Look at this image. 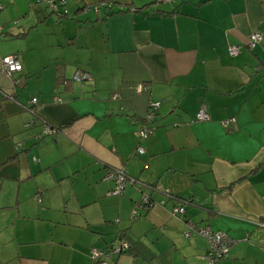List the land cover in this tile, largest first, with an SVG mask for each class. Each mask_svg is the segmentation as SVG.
Returning a JSON list of instances; mask_svg holds the SVG:
<instances>
[{"label": "crops", "instance_id": "0c3cea01", "mask_svg": "<svg viewBox=\"0 0 264 264\" xmlns=\"http://www.w3.org/2000/svg\"><path fill=\"white\" fill-rule=\"evenodd\" d=\"M0 4V61L22 67L0 71V264H93L121 236L134 254L106 264H208L186 221L234 241L214 264H264V0ZM113 169L146 187L113 194Z\"/></svg>", "mask_w": 264, "mask_h": 264}, {"label": "built area", "instance_id": "2783aa9c", "mask_svg": "<svg viewBox=\"0 0 264 264\" xmlns=\"http://www.w3.org/2000/svg\"><path fill=\"white\" fill-rule=\"evenodd\" d=\"M161 1H169V0H161ZM38 3L46 4L50 13L56 15L57 17L61 15L60 9H64L66 6L67 0H37ZM101 6V5H98ZM97 9V7H95ZM3 10L2 5L0 4V12ZM16 23V22H14ZM2 32V26L0 25V34ZM263 40L262 35L259 32H253L249 35L248 41V49L253 50L258 44H260ZM228 53L230 56H236L240 53V48L238 46H231L228 49ZM22 69L20 62L17 60V57L14 55H9L1 59L0 61V71L7 78H11L12 74L16 72H20ZM88 76L84 74H76L74 79L77 81L87 80ZM145 91L143 86H138L136 89L137 93H141ZM53 101L58 102L59 99L54 98ZM37 105V98H32L27 104L28 110L34 114V110L32 107ZM159 103H149V109H157ZM31 107V108H30ZM149 119L153 118V114L150 113L148 116ZM195 120L197 122H206L210 120V116L205 108L199 109L196 114ZM234 119H229L222 122L224 127H228L231 124H234ZM31 123H27L25 126L29 127ZM153 131L152 128L143 127L139 131L138 135L141 140L147 138L148 134H151ZM56 130L46 126L43 134L44 135H52L55 134ZM138 153L142 154L143 150L138 149ZM107 178H110L115 183V188L113 190V194L120 195L123 193L124 188L127 184H135L136 180L128 177L123 170L121 169H113L108 171ZM143 205H152L151 201L147 196H142L141 200L136 203L134 210L132 211L131 218L134 219L138 216L139 211L142 209ZM185 214V207L180 206L176 207L172 210V215L183 216ZM187 232L185 233L186 237H190L191 233H196L197 235L205 238L208 243V250L205 255V259L208 264H214L220 260L227 259L230 254V250L234 245V241L224 232L221 231H212L209 227H196L190 221H186ZM128 249V244L124 241H117L112 246H109L106 249L91 250V259L93 264H106V260L110 259L115 255H120Z\"/></svg>", "mask_w": 264, "mask_h": 264}, {"label": "trees", "instance_id": "16d2710c", "mask_svg": "<svg viewBox=\"0 0 264 264\" xmlns=\"http://www.w3.org/2000/svg\"><path fill=\"white\" fill-rule=\"evenodd\" d=\"M46 8H47V6H46ZM87 7H82L81 8V10L83 11V10H85ZM48 9V8H47ZM49 10V9H48ZM50 12V11H49ZM62 15H64V12H61V16ZM61 16H59V17H61ZM59 82L60 83H66L64 80H62V81H60L59 80ZM144 127H147V128H150V127H148V126H144ZM143 128V127H142ZM150 205H143V207H142V209L144 208H147V207H149ZM139 215V214H138ZM138 217V216H137ZM137 217H135V218H137ZM134 218V219H135ZM196 226V225H195ZM197 227V226H196ZM117 241H124V242H126L127 244H128V249L125 251V252H123V253H131V254H134V250L136 249V245L134 244V243H132L130 240H128L126 237L124 238L123 236H121V237H119L118 239H117ZM116 241V242H117ZM113 245V244H112ZM112 245H110V246H112ZM122 253V254H123ZM225 260V259H224ZM146 261H148V260H146ZM221 261V260H220Z\"/></svg>", "mask_w": 264, "mask_h": 264}, {"label": "rangeland", "instance_id": "374dc122", "mask_svg": "<svg viewBox=\"0 0 264 264\" xmlns=\"http://www.w3.org/2000/svg\"><path fill=\"white\" fill-rule=\"evenodd\" d=\"M35 3H38L37 0H35ZM39 4H40V3H39ZM43 4H44V3H43ZM44 5H46V4H44ZM99 5L105 7V6H107L108 4H107V2H102V3H100ZM95 9H96V8H95ZM0 25H1V24H0ZM76 74H85V73L77 72ZM76 74H75V75H76ZM73 79H74V78H73ZM127 185H132V186H137V185H138V186H141V184H140L139 182H137V181H136L135 184H127ZM127 185H126V186H127ZM126 186H125V187H126ZM145 187H146V186H145ZM114 188H115V187H114ZM135 206H136V204H135ZM135 206L133 207V209H132L131 212H130V218H131L132 211L134 210ZM130 218H129V219H130ZM131 220H132V218H131ZM93 249H96V248H93ZM91 250H92V249H91ZM90 259H91V252H90ZM91 261H92V259H91ZM92 263H93V262H92Z\"/></svg>", "mask_w": 264, "mask_h": 264}, {"label": "water", "instance_id": "95a60500", "mask_svg": "<svg viewBox=\"0 0 264 264\" xmlns=\"http://www.w3.org/2000/svg\"><path fill=\"white\" fill-rule=\"evenodd\" d=\"M141 184V183H140ZM141 186H145V185H143V184H141ZM142 196H147L145 193H141V197ZM148 198H150L149 196H147Z\"/></svg>", "mask_w": 264, "mask_h": 264}]
</instances>
